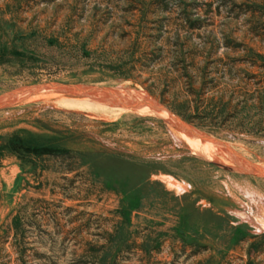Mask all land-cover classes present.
<instances>
[{
    "label": "rangeland",
    "instance_id": "rangeland-1",
    "mask_svg": "<svg viewBox=\"0 0 264 264\" xmlns=\"http://www.w3.org/2000/svg\"><path fill=\"white\" fill-rule=\"evenodd\" d=\"M51 82L206 141L69 91L0 105V145L71 151L1 152L0 264H264V0H0V96Z\"/></svg>",
    "mask_w": 264,
    "mask_h": 264
},
{
    "label": "bare ground",
    "instance_id": "bare-ground-1",
    "mask_svg": "<svg viewBox=\"0 0 264 264\" xmlns=\"http://www.w3.org/2000/svg\"><path fill=\"white\" fill-rule=\"evenodd\" d=\"M58 91H63V93H65L66 91H69V92H72L78 96H81V94L83 93L80 90H72V89H60L57 91L50 90V91H44V92L41 91L42 93L39 92V94L37 93L35 95H32L31 97L26 98L22 102H29V101H34V100L43 99V98L58 97V96H60ZM128 94H129V96L137 97V98L140 96V95L135 94V93H128ZM109 96L110 95L106 91L98 90V91H96V93L93 94L92 97L87 95V96H81V97H84L81 99H79V98L78 99H68V100L62 99V102H66L67 105L69 104V105L81 107V108L88 110V111H100L102 113L112 114V115H121V114L129 113V112H133V113L135 112L138 114L140 112L142 114H148V115L149 114H151V115L156 114V115L163 117L164 120L167 121V123L170 127H172L175 130L181 131L179 133H182L189 140L196 142L197 138H199L202 141H206L205 138L201 134H199L198 132H196L195 130H193L192 128H190L188 126L183 125L182 123L177 121L174 117H172V115H170L169 113L164 111L162 108L147 107V108L142 109L141 111L140 110L138 111V110H135L131 107L122 106L120 104H117L116 102L114 103V101H116V98L111 97V96H110L111 102H103V99H105L106 97H109ZM123 97H125V100H130L132 98V97H127V96H123ZM17 98H20L17 100V101H19L24 97H17ZM0 105H1V102H0ZM194 147H195V145H194ZM198 149L200 150L199 147H198ZM243 167H242V169H243ZM244 168H246V166ZM256 227H257V230L259 232H264V218L258 216V223H257Z\"/></svg>",
    "mask_w": 264,
    "mask_h": 264
},
{
    "label": "water",
    "instance_id": "water-1",
    "mask_svg": "<svg viewBox=\"0 0 264 264\" xmlns=\"http://www.w3.org/2000/svg\"><path fill=\"white\" fill-rule=\"evenodd\" d=\"M60 89H72V90H80L83 93L81 96H93L94 93L98 90H104V89H96L87 87L84 85H68V84H60V83H41V84H32V85H26L23 87H20L16 90H13L11 92H8L6 94H3L0 96V102L1 106L9 105L10 103L17 102V97H30L32 95H35L41 91H50V90H60ZM111 97L116 98V103L122 105V106H128L134 109H144L147 107H159L162 108L159 104L155 103L154 101L150 100L147 97H132L130 100H125V97H123L118 91L112 90V89H105ZM110 96L103 99V102H111ZM164 111H166L164 108H162ZM177 120V119H176ZM178 121V120H177ZM180 122V121H179ZM182 123V122H181Z\"/></svg>",
    "mask_w": 264,
    "mask_h": 264
},
{
    "label": "trees",
    "instance_id": "trees-1",
    "mask_svg": "<svg viewBox=\"0 0 264 264\" xmlns=\"http://www.w3.org/2000/svg\"><path fill=\"white\" fill-rule=\"evenodd\" d=\"M52 43V42H51ZM83 57L87 56L86 54H81ZM190 124L192 122L188 120ZM7 150L11 154H16L19 156H38L42 153H48L47 155L53 156V157H59V156H67L71 154V151L64 148H58V147H49V146H43V147H37L31 143L24 142L21 140H10L6 142L4 145H0V155L2 151Z\"/></svg>",
    "mask_w": 264,
    "mask_h": 264
}]
</instances>
